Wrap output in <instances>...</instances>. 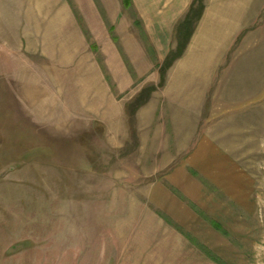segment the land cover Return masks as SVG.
<instances>
[{"label":"rangeland","instance_id":"rangeland-1","mask_svg":"<svg viewBox=\"0 0 264 264\" xmlns=\"http://www.w3.org/2000/svg\"><path fill=\"white\" fill-rule=\"evenodd\" d=\"M68 1L72 29L29 32L26 1L0 0V264H264V0H204L182 57L192 46L214 76L196 120L175 88V142L169 113L134 104L150 86L144 99L159 101L172 67L161 85L143 17L123 0H88L90 16ZM133 36L148 67L129 57ZM113 49L146 82L97 112L82 101L92 74L73 61L91 55L101 93L114 91ZM156 137L159 150L145 146Z\"/></svg>","mask_w":264,"mask_h":264},{"label":"crops","instance_id":"crops-1","mask_svg":"<svg viewBox=\"0 0 264 264\" xmlns=\"http://www.w3.org/2000/svg\"><path fill=\"white\" fill-rule=\"evenodd\" d=\"M17 1V5L19 6V0ZM24 6H22V9H25V11L18 10L17 13L21 15H27L28 17L26 20L22 19V30H28L30 31H45L51 29V24L53 25L52 29H58L57 26L61 25V23L66 21V24H69V22H72L73 19V8L68 0H25ZM88 0H77V5L79 9H81L82 14H87L90 16V14L95 13V9L93 5L89 6ZM193 0H131V4L136 9L139 16L143 17L144 21V30L147 33L146 38L150 40L151 47L155 51V55L157 54V62L155 63L156 66H158V63H161L166 57L168 56V52L175 46L173 45V32L176 28L177 23L187 14L191 3ZM16 3V2H15ZM14 7V5H13ZM16 7V6H15ZM155 16V18L153 17ZM208 14L206 15L205 19L208 21L207 18ZM204 20V21H206ZM63 21V22H62ZM49 24L48 27L45 24ZM89 23V22H88ZM75 25V22H73ZM26 25V26H25ZM91 30L95 31L99 26L93 25V23H89ZM67 29H72L73 25H65ZM76 26V25H75ZM80 27H76V35L79 37L80 41L79 43H83L84 39L81 33V30H78ZM34 40L37 39V44L41 45L40 36L37 34ZM172 37V39H171ZM32 42V38L28 39V45ZM128 42L130 43V46L127 44L129 48V57L131 60L137 61V63H141L142 61L146 64V66H149V63H151L148 59V55L146 53V50L140 45L138 42L136 36H133V38H128ZM44 45V42H43ZM193 45V43H192ZM191 46V45H190ZM133 50H132V48ZM191 51L189 53L185 54L182 58L177 60L174 65L170 68L168 75H167V81L166 84L160 88L159 91L156 93H160L159 101H156L154 104V97L150 101H146L145 105L141 109L145 110L150 115L155 113L156 111L162 112L163 118L167 119L168 113L169 120L171 119L170 126L172 127V140L175 142V88L184 89L183 92L185 94H180L183 96L180 100L184 104L181 108L182 111H192L193 112V120H196L195 118L197 114L194 113V111L201 110V107L203 105V98L206 94L209 93V90L207 91L204 85V80L209 79L211 80L214 76V72L211 71L210 66H207V69L201 67L200 69H196L193 65L195 62V56L193 54L192 46L190 47ZM128 51V49H127ZM85 56V58H84ZM112 58L109 59V63L111 65V70L113 73L110 72L112 77V84L114 86V91H111L110 84L108 83L103 84L105 88H103V92L101 93L100 89L98 88L97 80L100 79L98 73V65L94 64V60L91 55H86L83 53H79L75 57V61L73 62H79L80 59H83V62L85 63V67L88 68L87 71H89L91 75V87L93 89H90V93L87 92L85 95H90L89 98H85L86 100H82L83 104L90 105L88 109L94 110L99 112L100 110H104L106 107L100 106L101 103L107 104L108 107L110 105V108H114L117 103V98L115 97L116 94H127L133 87V84H138L142 86L143 82H146L147 78V72L146 70H142L140 72H137L136 74H133L130 69L125 65V61L122 57H120L118 51L113 49L111 51ZM213 62L218 60L217 56H213ZM219 61V60H218ZM88 62V64H87ZM117 62V63H116ZM133 62V61H132ZM200 62V61H199ZM91 65V68H89V65ZM118 64V65H117ZM153 66V64H150ZM122 67L123 73L118 74L115 72V68ZM145 67V68H147ZM199 67V66H198ZM87 72V73H89ZM157 73V72H155ZM96 74V76H94ZM154 74V73H153ZM154 79L152 81H157L158 74L153 76ZM88 79V75L84 77V80ZM179 81L178 82H176ZM143 81V82H142ZM177 83V87H175V84ZM212 84V83H211ZM108 87V88H107ZM157 90V89H156ZM155 90V91H156ZM139 93V92H137ZM135 93V94H137ZM141 93V92H140ZM102 95H105L102 98ZM136 99V98H135ZM129 99H124V105L126 102H129ZM161 101V102H160ZM65 104V103H64ZM113 106V107H112ZM126 106H123L126 109ZM71 109L70 104H65V108ZM80 107L76 106L74 109H79ZM83 110L87 109L82 108ZM73 110V107H72ZM182 115V114H181ZM180 115V116H181ZM154 117V115H153ZM178 120V118H177ZM181 120V119H179ZM154 121V118H153ZM166 122V121H165ZM153 124V123H152ZM165 124L166 123H160ZM183 125L182 123H180ZM179 124V125H180ZM152 127V125H149ZM184 126V125H183ZM194 126V122H193ZM193 126L189 128H193ZM157 130V129H156ZM161 133V130L158 129L157 131H154L155 136H158ZM145 141V138L143 139V142ZM148 142L151 143L153 150L158 149L159 150V140H157V137L155 139H150L149 141H146V147L148 145ZM153 143V144H152ZM155 146V147H154ZM164 151V150H162ZM157 152V151H156ZM171 152V151H169ZM168 153V152H167ZM169 156V155H168ZM175 157L174 155H171ZM165 157V156H164ZM163 191V190H162ZM156 204H159L156 199L152 198Z\"/></svg>","mask_w":264,"mask_h":264},{"label":"trees","instance_id":"trees-1","mask_svg":"<svg viewBox=\"0 0 264 264\" xmlns=\"http://www.w3.org/2000/svg\"><path fill=\"white\" fill-rule=\"evenodd\" d=\"M123 1L126 6H130L131 0ZM204 9V0H194L184 20L178 26L177 29L180 34L179 42L177 48L171 51V53L166 58L164 64L161 66V85L164 84L167 70L174 64L175 61L181 58L184 54L189 44V41L194 33L195 23L202 17ZM154 90H156V86H150L148 88L143 89L138 95V97L135 99L134 104L136 105V107H140L141 105H143L146 102V99H144L145 95H150V93Z\"/></svg>","mask_w":264,"mask_h":264}]
</instances>
